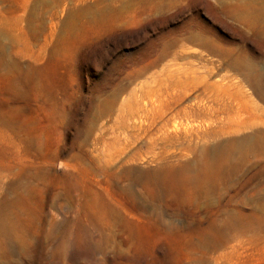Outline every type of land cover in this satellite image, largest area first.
<instances>
[{
	"label": "rangeland",
	"instance_id": "374dc122",
	"mask_svg": "<svg viewBox=\"0 0 264 264\" xmlns=\"http://www.w3.org/2000/svg\"><path fill=\"white\" fill-rule=\"evenodd\" d=\"M0 264H264V0H0Z\"/></svg>",
	"mask_w": 264,
	"mask_h": 264
}]
</instances>
